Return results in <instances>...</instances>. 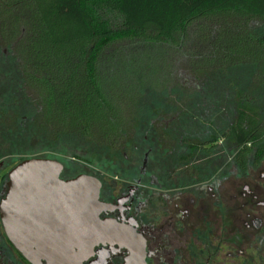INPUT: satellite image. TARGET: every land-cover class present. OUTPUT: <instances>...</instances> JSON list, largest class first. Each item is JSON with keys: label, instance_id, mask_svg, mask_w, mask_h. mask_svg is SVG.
Here are the masks:
<instances>
[{"label": "trees", "instance_id": "obj_1", "mask_svg": "<svg viewBox=\"0 0 264 264\" xmlns=\"http://www.w3.org/2000/svg\"><path fill=\"white\" fill-rule=\"evenodd\" d=\"M8 2H16L9 11L18 17L30 13L23 19L31 35L25 57L40 75L42 105L47 117L55 118L56 144L57 133L81 134L104 144L116 156L117 141L132 139L135 127H145L152 113L190 106L196 84L185 83L179 68L186 67L198 79L196 60L202 58L213 62L203 66L215 70L246 66V78L234 75L230 83L235 117L227 139L239 170H247L250 156L256 167L260 165L264 157V0ZM36 2L38 19L32 15ZM203 23L206 28H197ZM210 26L220 27L210 34ZM33 29L38 31L35 43ZM229 41L231 47H221ZM137 49L142 53L160 50L163 55L167 50L170 61L179 64L172 66L178 81L155 87L140 78L131 80L130 75L138 74L127 68L119 78L116 71L108 73V65L119 60L141 65L138 69L145 71L149 65L142 62L148 59L146 54L136 57ZM48 144L44 149L50 151Z\"/></svg>", "mask_w": 264, "mask_h": 264}, {"label": "flooded vegetation", "instance_id": "obj_2", "mask_svg": "<svg viewBox=\"0 0 264 264\" xmlns=\"http://www.w3.org/2000/svg\"><path fill=\"white\" fill-rule=\"evenodd\" d=\"M15 3L0 0V203L10 171L41 158L47 143L52 151L56 146L55 118L47 117L40 75L25 57L31 35L23 19L30 13L9 11ZM34 8L38 19L37 2ZM213 113L206 125L151 119L145 145L136 142L124 153L110 180L88 175L100 182L99 201L109 206L99 218L133 229L144 240L145 264H264V157L239 170L227 139L232 121ZM74 177L62 171L59 178ZM126 257L117 245H99L82 264H124ZM0 264H31L9 241L1 217Z\"/></svg>", "mask_w": 264, "mask_h": 264}, {"label": "water", "instance_id": "obj_3", "mask_svg": "<svg viewBox=\"0 0 264 264\" xmlns=\"http://www.w3.org/2000/svg\"><path fill=\"white\" fill-rule=\"evenodd\" d=\"M61 163L27 159L8 175L0 217L14 248L31 264H82L94 247L126 250L124 264H145L144 240L131 228L99 218L100 182L88 175L61 180Z\"/></svg>", "mask_w": 264, "mask_h": 264}, {"label": "rangeland", "instance_id": "obj_4", "mask_svg": "<svg viewBox=\"0 0 264 264\" xmlns=\"http://www.w3.org/2000/svg\"><path fill=\"white\" fill-rule=\"evenodd\" d=\"M206 27L207 24L203 23L200 25V27L197 28L204 29ZM219 27L220 26H210L209 31H213L210 34L217 33ZM203 33V35L206 34L205 36H209V32L205 33L203 31ZM220 35L222 37V33H220L219 36ZM231 43L232 42L229 41L228 44H222L221 47H231ZM135 51L137 52L135 54L136 57H141V55L146 54V58L148 59V61L145 60L142 63L149 66L145 71H142V69H138L139 67H141V65L135 64L131 66L130 64H127V62L119 60V62H111L108 65V73L111 70L116 71L119 74L117 75V78H119L120 71L124 68H127L133 73L138 74L137 76L130 75L129 78L131 80L140 78L142 83L149 82L150 84H154L155 87L161 85H173L178 81L175 72L176 70L175 68L172 69V66L177 65L178 62L173 64L170 61L169 55H167V50H165L164 55L163 51L154 49H150L149 51H147V53H142L143 51H141L140 49H137ZM181 63L183 62L181 61ZM196 63V68L199 71L198 79H195L193 74L188 69H186V67L182 66L183 68H179V71L183 73V80L185 83L191 82L189 85L190 87L193 86V84H196L197 91L194 94V99H192V102H190V106H188L187 104H183L179 107H174L170 111L162 110V114L155 112L152 113L153 115L151 116V119H159L160 121L156 123L157 125L169 124L172 126L179 123H201L196 125L212 124L215 118L211 117V120L208 121L207 113L212 114L213 111V114H215L216 117L222 116L230 118V121L234 120V109L231 102L233 95L230 90V83L234 81V75H240L242 79L246 78V76H244L248 72L246 66L242 67L241 69L231 68L225 70H221L220 67L215 66L216 68L220 69L215 70L213 67L209 68L208 66H203L204 64H213L211 60L198 58L196 60ZM242 82L244 83V80H242ZM216 88L219 89L220 92H218ZM229 93H231V95ZM125 114L128 115V112H126ZM196 128H199V126ZM129 133H132V129L129 130ZM146 134L147 129L144 127V125H137V127H135V132L132 139L122 137L124 139L120 138L122 140L117 141L119 143H116V145L118 146L115 149L116 156H114V151H110L108 148H106L107 146L95 141V139L92 140L90 138L82 136L81 134L62 135L57 133V144L55 151L42 149L41 158L52 159L61 163L63 166V174L65 176L74 177L77 175H93L103 177L107 181L111 179L113 174L119 171L120 165L125 164V159L123 157V154L126 152L125 147L128 146L127 151H131L133 150L132 146L136 144V142H139L140 146L143 147L145 145L144 137ZM233 153L235 152L233 151ZM127 155H130V153L128 152ZM119 161L121 162L119 163ZM248 161L249 163L252 162L251 156L249 157ZM140 163L141 159L139 160V163L133 162V165L137 168Z\"/></svg>", "mask_w": 264, "mask_h": 264}]
</instances>
